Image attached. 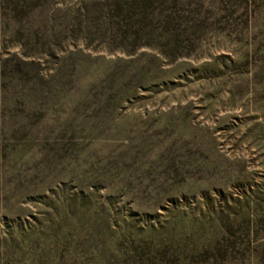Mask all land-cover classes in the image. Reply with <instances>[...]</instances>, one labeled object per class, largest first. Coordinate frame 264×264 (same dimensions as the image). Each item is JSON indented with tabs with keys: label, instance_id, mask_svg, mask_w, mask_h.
Listing matches in <instances>:
<instances>
[{
	"label": "rangeland",
	"instance_id": "1",
	"mask_svg": "<svg viewBox=\"0 0 264 264\" xmlns=\"http://www.w3.org/2000/svg\"><path fill=\"white\" fill-rule=\"evenodd\" d=\"M0 264H264V0H0Z\"/></svg>",
	"mask_w": 264,
	"mask_h": 264
}]
</instances>
